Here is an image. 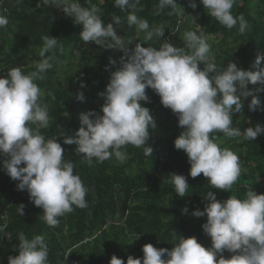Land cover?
I'll return each instance as SVG.
<instances>
[{
  "label": "clouds",
  "instance_id": "obj_1",
  "mask_svg": "<svg viewBox=\"0 0 264 264\" xmlns=\"http://www.w3.org/2000/svg\"><path fill=\"white\" fill-rule=\"evenodd\" d=\"M140 0H114V6L128 12L129 27L135 26L144 32V41L164 35V27L150 26L148 20L136 15ZM85 7L80 0H38L44 6H55L71 17L74 24H82L80 40L94 43L102 48L122 51L120 67L110 73L105 91L99 93L104 103L102 115L90 110L81 114V127L75 136H64L63 143L75 144L77 154L89 165L93 159L98 163L113 156L120 163L126 162L128 145L142 148L145 156L152 157L153 148L147 144L150 132L157 126L148 107L141 101H149L146 89L159 95L161 104L170 108L178 117V126L183 130L174 140V147L183 150L190 163L189 174L196 178L203 174L212 189L229 191L241 176L242 166L237 153L217 142V133L227 138H242L253 141L264 134V125L256 124L243 131L233 123V113H241L244 98L251 95L249 110L261 105L247 85L259 84L255 91L264 92V67H259L264 54H258L254 67L244 70L229 61L223 66L216 63L203 33L189 30L183 34V47L164 40L159 47L140 43L129 49L131 41H125L117 33L122 20L113 15L105 22L97 4ZM104 0H99L102 5ZM207 13L228 29L239 24L243 34L247 21L243 15L234 16L232 9L236 0H201ZM176 0H158L156 14L165 8L168 13L179 14ZM190 6L197 7L195 0ZM142 10V9H140ZM184 12V11H183ZM9 24L6 14L0 12V28ZM39 49L40 60L34 70L25 73L21 66L8 68L0 75V155L6 157L3 166L6 174L18 181V190H27L29 199L42 208L43 220L55 227L59 218L72 212L74 206L88 207L84 185L72 160L64 157V148L56 136L46 138L42 129H49V106L43 102L44 91L36 83L44 80L53 68L56 37L45 35ZM115 63V61H111ZM81 88L85 87L81 82ZM49 96H55L49 92ZM77 99H85L83 92ZM170 182L179 197L187 196V178L172 173ZM203 198L208 201L203 210L192 212L195 217L206 215L203 232L211 238V246L205 247L195 236H180L171 249L157 248L151 243L142 246L143 258L129 255L127 264H264V193L248 188L245 196L230 195L221 201L214 191ZM24 205L17 207L24 215ZM187 213V207L182 209ZM8 215H3L0 234L9 224ZM19 244L14 246L18 254L8 257V264H49V248L43 235L28 238L23 232L17 235ZM138 238V237H137ZM232 253L225 258L223 253ZM167 257V258H165ZM110 264H124L115 254Z\"/></svg>",
  "mask_w": 264,
  "mask_h": 264
},
{
  "label": "trees",
  "instance_id": "obj_2",
  "mask_svg": "<svg viewBox=\"0 0 264 264\" xmlns=\"http://www.w3.org/2000/svg\"><path fill=\"white\" fill-rule=\"evenodd\" d=\"M0 12L7 15L9 24L0 28V66L3 75L8 68L21 66L27 73L34 70L40 60L39 49L45 35L56 37L53 68L44 80L36 83L44 91L43 102L49 106V129H42L46 138L56 136L64 148V157L72 160L75 173L88 188L87 208L74 206L72 212L59 218L55 227L43 220L42 208L29 199L27 190H18V181L12 180L5 172L0 155V228L3 215H8L9 224L3 229L11 239L0 234V264H8V257L18 254L14 246L19 244L17 235L23 232L28 238L43 235L49 248V264H110L113 254L127 264L129 255L143 258L142 246L146 243L157 248L171 249L180 236H195L205 247L211 246V238L203 232L202 224L206 215L195 217L192 212L203 210L206 201L203 196L214 191L218 200L230 195L243 198L248 188L264 193V134L253 141L242 138H227L217 133V142L238 154L242 166L241 176L229 191L212 189L207 178L201 174L192 178L190 163L183 150L174 147V140L183 130L178 126V117L170 108L161 104L160 97L151 88L146 89L149 101H141L148 107L156 121V128L150 132L147 144L153 148L152 157L145 156L142 148L127 146L128 158L120 163L113 156L102 163L89 165L75 151L76 145L63 143L64 136H75L81 127V114L90 110L102 115L104 103L99 93L105 91L110 73L120 67L122 51L116 48H102L94 43L85 44L80 40L82 24H74L55 6H38V0H0ZM91 6L87 0H80ZM102 11L105 22H111L113 15L122 20L117 33L134 49L137 43L159 47L164 40L174 46L183 47V34L193 30L206 36H215L217 41L210 45L211 53L218 54L216 63L223 66L229 61L244 70H258L254 62L258 54H264V0H236L232 9L234 16L243 15L247 29L241 34L239 24L228 29L219 24L201 0H195L197 7L190 6V0H176L179 14L169 15L170 8L156 14L158 0H140L136 15L148 20L150 26L164 27L162 37L144 41L135 26L127 25L128 12L114 6V0H91ZM142 9V10H140ZM6 10V11H5ZM184 11V12H183ZM138 35V36H137ZM137 36V37H136ZM111 61H115L112 63ZM259 67H264L261 60ZM81 82L85 87L81 88ZM259 84L247 85L261 100L254 111L249 110L252 96L244 98L241 113H233L234 125L243 131L256 124L264 125V92L255 91ZM83 92L85 99H77ZM51 92L55 99L48 93ZM102 102H99L101 101ZM172 173L183 174L189 189L187 196L179 197L170 182ZM23 204L24 215L17 207ZM187 207L185 214L182 209ZM138 237V238H137ZM225 258L232 253L225 251ZM167 258V257H165Z\"/></svg>",
  "mask_w": 264,
  "mask_h": 264
},
{
  "label": "rangeland",
  "instance_id": "obj_3",
  "mask_svg": "<svg viewBox=\"0 0 264 264\" xmlns=\"http://www.w3.org/2000/svg\"><path fill=\"white\" fill-rule=\"evenodd\" d=\"M140 34H144L145 35V33L144 32H140ZM138 36V35H137ZM136 36V37H137ZM206 38V41H207V43L209 44V45H211L213 42H216L217 41V39H216V37L215 36H206L205 37ZM215 56V58L218 56V54H215L214 55ZM99 102H102V100L101 101H99Z\"/></svg>",
  "mask_w": 264,
  "mask_h": 264
},
{
  "label": "built area",
  "instance_id": "obj_4",
  "mask_svg": "<svg viewBox=\"0 0 264 264\" xmlns=\"http://www.w3.org/2000/svg\"><path fill=\"white\" fill-rule=\"evenodd\" d=\"M0 5H2V2H0ZM0 75H3V68H2V66H0Z\"/></svg>",
  "mask_w": 264,
  "mask_h": 264
}]
</instances>
